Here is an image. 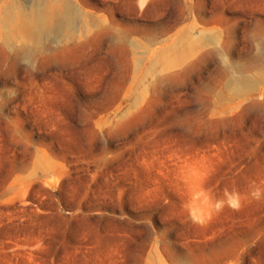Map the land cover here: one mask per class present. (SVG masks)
<instances>
[{
    "label": "rangeland",
    "instance_id": "1",
    "mask_svg": "<svg viewBox=\"0 0 264 264\" xmlns=\"http://www.w3.org/2000/svg\"><path fill=\"white\" fill-rule=\"evenodd\" d=\"M0 264H264V0H0Z\"/></svg>",
    "mask_w": 264,
    "mask_h": 264
},
{
    "label": "bare ground",
    "instance_id": "2",
    "mask_svg": "<svg viewBox=\"0 0 264 264\" xmlns=\"http://www.w3.org/2000/svg\"><path fill=\"white\" fill-rule=\"evenodd\" d=\"M61 13V12H60ZM59 13V18H58V21L60 22V21H64V20H66V17H65V15L64 14H60ZM39 16H40V20L43 22L44 21V16H43V12L42 11H39Z\"/></svg>",
    "mask_w": 264,
    "mask_h": 264
}]
</instances>
